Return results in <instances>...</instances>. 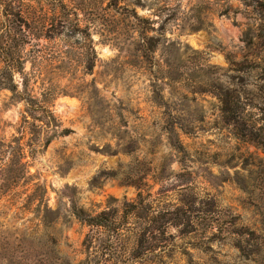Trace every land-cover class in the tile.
<instances>
[{"label": "rangeland", "instance_id": "obj_1", "mask_svg": "<svg viewBox=\"0 0 264 264\" xmlns=\"http://www.w3.org/2000/svg\"><path fill=\"white\" fill-rule=\"evenodd\" d=\"M57 1L31 5L76 11L95 58L85 33L26 47L25 71L64 92L49 105L70 133L46 148L22 141L30 186L47 194L1 198L0 264H264V154L223 123L212 93L229 91L247 129L264 124V0ZM23 111L0 91V139L19 136ZM168 116L184 154L168 143ZM139 194L131 231L87 249L94 231L70 201L120 217Z\"/></svg>", "mask_w": 264, "mask_h": 264}, {"label": "trees", "instance_id": "obj_2", "mask_svg": "<svg viewBox=\"0 0 264 264\" xmlns=\"http://www.w3.org/2000/svg\"><path fill=\"white\" fill-rule=\"evenodd\" d=\"M34 1L36 0H0V91H9L12 97L23 103L24 106L20 128L17 130L19 136L13 137L8 142L0 139V200L11 194H17L19 189H22L26 195L32 191L33 197L37 198L39 193L45 197L46 187H42L38 183L30 186L32 180L25 161V148L22 141L27 138L26 146L34 148L41 144L43 148H46L52 138L57 137V134L66 136L70 133L67 129L57 132L59 125L49 105L64 92L57 91L52 85L45 83V80H40L39 73L37 70H33V66L30 72L25 71L24 65L28 61L26 47H33L35 44H39L42 39L51 41L60 35L73 37L76 32L85 33V38L91 42L90 29L89 27L82 29L79 26L80 21L76 11L68 10L63 3L60 6H41L34 9L31 5V2ZM63 1L66 0H60V2ZM257 4H261L260 0H257ZM128 17L133 21L138 20L134 9L131 10V15L128 14ZM47 22L50 23L47 24ZM33 32L44 33V35L41 37V34ZM88 49L95 58L92 42ZM30 58L32 63H41L44 56L42 58V56L34 54L30 55ZM261 72L262 80H264V70ZM32 80L33 84L31 85ZM38 83L40 88L37 86ZM36 89L41 90L38 94L41 99L36 97ZM212 93L218 101L223 123L234 128L236 136L242 139L248 138L247 141L257 146L264 154V124L258 127L253 125L247 129L241 123L237 113L238 101L229 94V91H224L213 85ZM160 100L163 102V98L160 97ZM163 104L158 103L159 106ZM164 108L166 109L167 106L165 105ZM179 122L176 118L168 116L164 122V131L170 147L176 153L184 154L185 148L178 134V130L183 129ZM40 136H45V139L41 140ZM29 149L31 153H35L34 149ZM138 198V202L128 205L120 217L110 212L91 215L71 200L70 214L76 221L94 231V234L87 236L84 241L86 248L95 245L103 235L107 237V240L117 241L123 231L130 232L127 221L130 218H135L134 211L144 204L141 194ZM45 209L48 211L47 204H45ZM192 213L194 216L186 215V224L191 227L195 225L194 219L199 217L196 214H199V211ZM168 226H176V224H168ZM141 242L142 240H140Z\"/></svg>", "mask_w": 264, "mask_h": 264}]
</instances>
